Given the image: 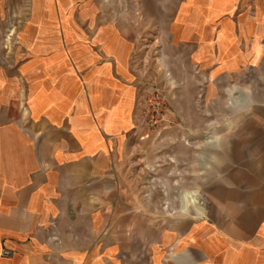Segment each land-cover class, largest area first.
Listing matches in <instances>:
<instances>
[{
    "label": "rangeland",
    "instance_id": "1",
    "mask_svg": "<svg viewBox=\"0 0 264 264\" xmlns=\"http://www.w3.org/2000/svg\"><path fill=\"white\" fill-rule=\"evenodd\" d=\"M81 48L94 64L107 60L101 53L127 61L133 75L134 129L119 164L131 197L171 218L167 205L179 212L181 192L198 191L203 213L173 215L259 247L258 263L232 251L264 264V240L253 236L264 209V0H0L9 77L31 60L58 80Z\"/></svg>",
    "mask_w": 264,
    "mask_h": 264
},
{
    "label": "crops",
    "instance_id": "2",
    "mask_svg": "<svg viewBox=\"0 0 264 264\" xmlns=\"http://www.w3.org/2000/svg\"><path fill=\"white\" fill-rule=\"evenodd\" d=\"M74 53L79 61L62 62L58 80L51 66L43 68L48 79L31 60L20 67L27 92L0 65V264H247L234 247L260 262L259 247L234 243L207 220L173 215L203 213L198 191L187 211L167 205L171 218L131 197L119 164L134 129L133 75L111 55L101 53L99 65L83 48ZM263 212L257 226L250 222L264 240Z\"/></svg>",
    "mask_w": 264,
    "mask_h": 264
},
{
    "label": "bare ground",
    "instance_id": "3",
    "mask_svg": "<svg viewBox=\"0 0 264 264\" xmlns=\"http://www.w3.org/2000/svg\"><path fill=\"white\" fill-rule=\"evenodd\" d=\"M181 194L182 195L179 201L181 204L182 211H187L192 205L198 202L197 193L194 190H183Z\"/></svg>",
    "mask_w": 264,
    "mask_h": 264
},
{
    "label": "built area",
    "instance_id": "4",
    "mask_svg": "<svg viewBox=\"0 0 264 264\" xmlns=\"http://www.w3.org/2000/svg\"><path fill=\"white\" fill-rule=\"evenodd\" d=\"M5 254H8V252H5Z\"/></svg>",
    "mask_w": 264,
    "mask_h": 264
}]
</instances>
